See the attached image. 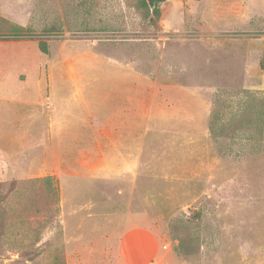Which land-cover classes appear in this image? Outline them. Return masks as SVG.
<instances>
[{"label":"rangeland","instance_id":"374dc122","mask_svg":"<svg viewBox=\"0 0 264 264\" xmlns=\"http://www.w3.org/2000/svg\"><path fill=\"white\" fill-rule=\"evenodd\" d=\"M137 1L0 0V264L130 262L126 210L158 264H264V0H167L153 21ZM66 110L111 111L92 157L112 174L142 139L133 182L64 185L103 159L58 162Z\"/></svg>","mask_w":264,"mask_h":264},{"label":"crops","instance_id":"0c3cea01","mask_svg":"<svg viewBox=\"0 0 264 264\" xmlns=\"http://www.w3.org/2000/svg\"><path fill=\"white\" fill-rule=\"evenodd\" d=\"M60 67V66H59ZM128 68V67H127ZM130 69V68H129ZM134 73L136 76H139V78H134L132 75ZM122 77H126L127 79L121 78L122 81H127L126 83H135L137 84L139 80L144 81L143 78L136 74L132 69L130 70V75L126 74ZM64 78V77H63ZM65 79V78H64ZM124 85V84H123ZM74 94H72L73 96ZM121 98V105L118 104V100ZM110 101H114V99L110 98ZM114 109L111 111H129L128 103L124 102L123 95H121L116 101L114 105ZM132 107V104H131ZM111 111H96L89 112V117L87 116V119H90V122L85 121L83 123H77L76 121H73V119L76 120V117L71 115L69 110L66 111H54V125L53 127L56 128L57 135L55 136V145L58 149V152L63 156V154H67L64 157H68V161H61L58 162L62 163H77L81 164L84 163L86 160L91 159V161H95L99 158H103L101 161V167H98L97 169L89 171H84L81 166L77 169V172L72 171L73 173L69 174L70 172H63L60 171L58 174V178L63 180L64 185L67 182V179H96V180H104V181H120L121 183L125 184V186H128L126 183L133 182L135 179L134 175V164H136L137 159L140 157L141 153V147H142V139L140 137H137L138 135L135 134L133 131H131V134L129 137L130 145L131 147H135V149L130 150L129 153L125 152L124 154L120 155V164L124 167V169L116 174L111 173V169L108 170L107 167V161L105 155L95 158L92 157L93 153L95 151L96 147V128H99L103 126V123L105 122L106 117H108L111 114ZM123 113V112H122ZM127 114V112H125ZM93 118H92V117ZM93 121V123H91ZM88 122V123H87ZM52 127V126H51ZM128 137H125L126 140L123 142H128ZM53 138V137H52ZM54 139V138H53ZM129 146V145H128ZM93 149V150H92ZM59 153L56 152L57 156H60ZM82 153V154H81ZM84 153V154H83ZM90 162V161H88ZM74 170V169H73ZM77 173V174H76ZM67 185V184H66ZM65 192L71 193L73 192L72 189L68 187H64ZM70 205H75L71 203ZM80 206V205H79ZM79 211L81 209H78ZM127 214L124 215V217H121V224L124 225V230L122 234L119 236V239L117 241L118 247H117V260H120V256H122V245L124 244L126 247V253L129 255L131 261L127 262L124 257L121 261L124 262V264H158L162 259L157 258V251L159 250V239L158 236L154 233L153 226L150 224V227L152 230L147 229L145 227H138L134 223H131L129 227L126 228V219L128 218L130 214H138L141 212H132L129 210H126ZM123 220V221H122ZM128 221V220H127ZM145 234V239L141 240V238L138 236L139 234ZM136 236V238H135ZM147 238L152 242L153 245V253L149 256V258H142L139 259L137 254V248L143 251V242L147 243ZM167 248L166 246H163V249ZM116 260V261H117Z\"/></svg>","mask_w":264,"mask_h":264},{"label":"trees","instance_id":"16d2710c","mask_svg":"<svg viewBox=\"0 0 264 264\" xmlns=\"http://www.w3.org/2000/svg\"><path fill=\"white\" fill-rule=\"evenodd\" d=\"M166 1L167 0H138L137 6L144 12L145 16L149 18L150 21H153V19H157L159 17L160 6ZM16 30L20 32L22 29L18 28ZM38 47L43 54H47V46L44 41L39 42ZM259 68L264 72V54L259 61ZM212 130L213 129L211 128V132Z\"/></svg>","mask_w":264,"mask_h":264}]
</instances>
